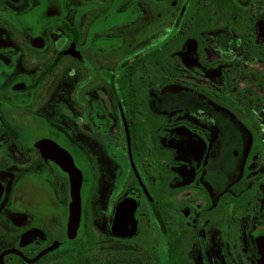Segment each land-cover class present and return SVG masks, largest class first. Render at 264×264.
<instances>
[{
    "label": "flooded vegetation",
    "instance_id": "1",
    "mask_svg": "<svg viewBox=\"0 0 264 264\" xmlns=\"http://www.w3.org/2000/svg\"><path fill=\"white\" fill-rule=\"evenodd\" d=\"M0 264H264V0H0Z\"/></svg>",
    "mask_w": 264,
    "mask_h": 264
}]
</instances>
